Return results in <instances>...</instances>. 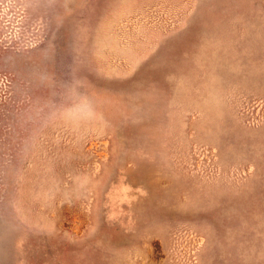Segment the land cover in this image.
<instances>
[{"label":"rangeland","instance_id":"374dc122","mask_svg":"<svg viewBox=\"0 0 264 264\" xmlns=\"http://www.w3.org/2000/svg\"><path fill=\"white\" fill-rule=\"evenodd\" d=\"M0 264H264V0H0Z\"/></svg>","mask_w":264,"mask_h":264}]
</instances>
